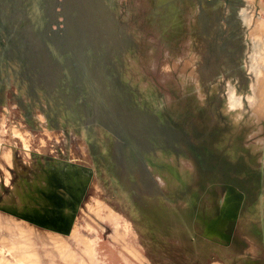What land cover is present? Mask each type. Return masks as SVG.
Here are the masks:
<instances>
[{"label":"rangeland","instance_id":"obj_1","mask_svg":"<svg viewBox=\"0 0 264 264\" xmlns=\"http://www.w3.org/2000/svg\"><path fill=\"white\" fill-rule=\"evenodd\" d=\"M263 9L0 0V264H264Z\"/></svg>","mask_w":264,"mask_h":264},{"label":"bare ground","instance_id":"obj_2","mask_svg":"<svg viewBox=\"0 0 264 264\" xmlns=\"http://www.w3.org/2000/svg\"><path fill=\"white\" fill-rule=\"evenodd\" d=\"M110 5H111V7H115L114 5H113V3L111 4V3H109ZM263 11H264V9H263ZM120 12L117 10V14L118 15H120L119 14ZM251 36H252V38H253V40L254 41H259V42H261L263 45H264V22H260V21H257V24H256V26H255V28H254V30L251 32ZM257 55V54H256ZM257 57H259V59L261 60V61H263L264 62V48L261 50V53L260 54H258L257 55ZM131 68H133V67H131ZM261 79H263L264 80V75L262 74L261 75ZM132 88L133 89H136V90H139V93L141 94V95H143V98H146L148 101H151V96H150V94H149V91L147 90V89H144L143 88V86H140V85H138V84H133L132 85ZM153 98V97H152ZM234 99V98H233ZM262 100V99H261ZM260 100V101H261ZM154 101V100H153ZM160 105V107L162 108L163 107V104H162V101L159 103ZM170 162V161H169ZM169 162H168V164H169ZM175 163V160H173V165H175L174 164ZM171 170H175V169H171ZM173 174H176L174 171L172 172ZM61 177H63L62 175H61ZM84 180V179H83ZM79 182H80V179H73V178H71V181L67 184V188L66 187H64V186H61V189L63 190V192L66 194V197L65 198H60V196H58V194H56L55 192L53 193V192H50L51 194L50 195H48V196H46V197H44L43 199H39L38 200V202L36 201V202H34V201H32V200H34L35 199V197H30L29 198V200H31L32 202H31V204H34V205H40V204H42V203H45V204H48L49 206H55V207H57V208H69V207H74V204L76 203L75 202V200L73 199V196H75L77 199H79L81 196H80V194L82 193V189H84L85 187H86V183H81L82 184V187H80V185H79ZM93 184V183H92ZM1 185V184H0ZM96 185H97V187L99 188V186H98V184H97V182H96ZM101 188V187H100ZM228 189V192L229 193H231L232 195H231V197L234 199L235 197L236 198H241L242 196L241 195H239L233 188H231V187H228L227 188ZM1 192V191H0ZM32 194H34V193H32ZM235 194H238L239 196H236ZM229 196V194H227V197ZM6 200V201H5ZM7 201H9V199H7V198H5L4 199V202H7ZM24 202V201H23ZM70 221H71V219H70ZM73 230V229H72ZM51 236V239L52 240H56L57 241V243L58 244H60L59 246H61L62 247V250H61V253H62V256H63V259L62 260H64V258H65V262H68L69 264H77L80 260H79V258H77L72 252H71V250H70V248L69 247H66L65 246V244L64 243H62L63 241H61V240H59L57 237H55V235H53V234H51L50 235ZM29 237V236H28ZM29 239H30V237H29ZM27 240V242L29 241V243H30V245H32V243H31V241L30 240ZM22 239H20V241H21ZM24 240V239H23ZM22 240V241H23ZM93 242V241H92ZM24 243V242H23ZM22 243V244H23ZM62 243V244H61ZM28 244V243H27ZM25 245H26V243H25ZM24 245V246H25ZM85 246V251H84V253L90 258V263L92 262V264H94L93 263V255H92V250H91V248H90V245H89V243H88V241H86L85 242V244H84ZM95 247V246H94ZM31 248V247H30ZM2 252V251H1ZM58 252V251H57ZM60 253V254H61ZM4 254V253H3ZM59 254V255H60ZM61 256V255H60ZM59 256V257H60ZM87 257V258H88ZM64 262V261H63ZM19 263V262H18ZM68 263H66V264H68Z\"/></svg>","mask_w":264,"mask_h":264},{"label":"flooded vegetation","instance_id":"obj_3","mask_svg":"<svg viewBox=\"0 0 264 264\" xmlns=\"http://www.w3.org/2000/svg\"><path fill=\"white\" fill-rule=\"evenodd\" d=\"M77 164H78V162H76ZM54 165H56L57 166V168L59 169V171H55V172H57V175L59 176V178L61 177V175H62V172L64 173V170L63 169H65L63 166H64V164H62V163H60V162H56V163H52V164H47V169L46 170H44L43 171V173L44 172H47V171H51V172H54L53 171V166ZM63 165V166H62ZM66 165V164H65ZM43 173H41V174H43ZM73 174H74V179H78V177H79V179H80V172L79 171H77V170H74L73 171ZM80 183V182H79ZM27 184V183H26ZM83 184V183H82ZM82 184L80 185V187H82ZM228 194L231 196L232 194L231 193H229L228 192ZM34 196H32V197H35L36 195L35 194H33ZM73 199L75 200V199H77L75 196H73ZM75 202H77V200H75ZM222 214V213H221Z\"/></svg>","mask_w":264,"mask_h":264}]
</instances>
